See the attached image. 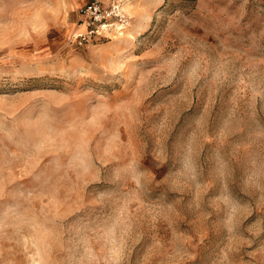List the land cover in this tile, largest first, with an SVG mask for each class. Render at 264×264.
Here are the masks:
<instances>
[{
    "label": "rangeland",
    "instance_id": "rangeland-1",
    "mask_svg": "<svg viewBox=\"0 0 264 264\" xmlns=\"http://www.w3.org/2000/svg\"><path fill=\"white\" fill-rule=\"evenodd\" d=\"M0 0V264H264V0Z\"/></svg>",
    "mask_w": 264,
    "mask_h": 264
},
{
    "label": "built area",
    "instance_id": "built-area-1",
    "mask_svg": "<svg viewBox=\"0 0 264 264\" xmlns=\"http://www.w3.org/2000/svg\"><path fill=\"white\" fill-rule=\"evenodd\" d=\"M77 15V29L71 38L78 48L103 38L123 23L120 0H90L78 9Z\"/></svg>",
    "mask_w": 264,
    "mask_h": 264
}]
</instances>
